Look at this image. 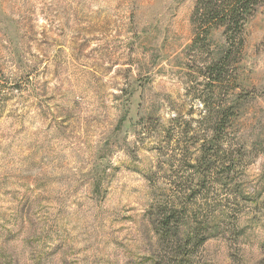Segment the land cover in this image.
<instances>
[{"label":"rangeland","instance_id":"rangeland-1","mask_svg":"<svg viewBox=\"0 0 264 264\" xmlns=\"http://www.w3.org/2000/svg\"><path fill=\"white\" fill-rule=\"evenodd\" d=\"M195 2L0 0V264H155V206L185 194L207 240L178 264H264V2L207 158L199 68L228 46L193 44Z\"/></svg>","mask_w":264,"mask_h":264},{"label":"trees","instance_id":"trees-1","mask_svg":"<svg viewBox=\"0 0 264 264\" xmlns=\"http://www.w3.org/2000/svg\"><path fill=\"white\" fill-rule=\"evenodd\" d=\"M263 2L264 0H196L195 2L192 24L196 36L193 44L204 43L213 29L222 28L228 46L220 59L207 62L199 68V73L211 80L210 83L214 85L219 96L216 106L208 103L203 94L199 96L203 99L207 110L204 118L215 119V125L210 128L211 145L205 144L203 148L206 158L213 157L219 142H223L229 133L234 112L228 97L231 93L230 89L234 90L237 87L236 65L242 57L245 46V25ZM189 188L191 189L190 186ZM196 194L192 190L190 195H194L196 199ZM183 196H169L155 206L154 223L158 238L169 247L171 252V257L168 258L158 256L155 264H178V258L187 257L188 246H200L207 240V236L196 232L194 222L198 217L197 214H194L191 217L192 221L188 222L180 216V213L188 208L187 202L182 200L183 198L186 200V194ZM191 205L193 209L189 210L195 212L196 205L193 201ZM182 228H186L185 234L182 233Z\"/></svg>","mask_w":264,"mask_h":264}]
</instances>
